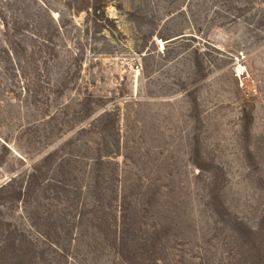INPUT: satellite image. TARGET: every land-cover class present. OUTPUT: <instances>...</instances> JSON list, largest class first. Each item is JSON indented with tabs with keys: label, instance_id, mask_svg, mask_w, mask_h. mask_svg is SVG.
<instances>
[{
	"label": "rangeland",
	"instance_id": "obj_1",
	"mask_svg": "<svg viewBox=\"0 0 264 264\" xmlns=\"http://www.w3.org/2000/svg\"><path fill=\"white\" fill-rule=\"evenodd\" d=\"M0 264H264V0H0Z\"/></svg>",
	"mask_w": 264,
	"mask_h": 264
}]
</instances>
